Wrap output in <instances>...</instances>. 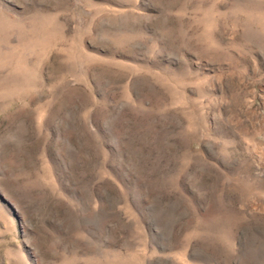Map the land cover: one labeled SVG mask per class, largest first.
Instances as JSON below:
<instances>
[{
    "label": "rangeland",
    "instance_id": "374dc122",
    "mask_svg": "<svg viewBox=\"0 0 264 264\" xmlns=\"http://www.w3.org/2000/svg\"><path fill=\"white\" fill-rule=\"evenodd\" d=\"M0 264H264V0H0Z\"/></svg>",
    "mask_w": 264,
    "mask_h": 264
}]
</instances>
